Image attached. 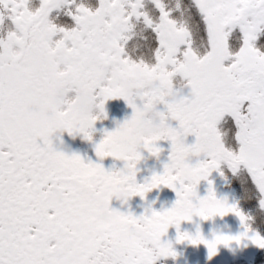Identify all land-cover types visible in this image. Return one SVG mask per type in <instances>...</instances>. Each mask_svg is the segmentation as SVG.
I'll use <instances>...</instances> for the list:
<instances>
[{"label":"snow or ice","instance_id":"1","mask_svg":"<svg viewBox=\"0 0 264 264\" xmlns=\"http://www.w3.org/2000/svg\"><path fill=\"white\" fill-rule=\"evenodd\" d=\"M113 99L130 115L96 139ZM160 141L162 170L138 182ZM213 170L235 194L217 195ZM161 185L168 207L112 206ZM228 214L235 234L181 230ZM170 226L209 260L264 249V0H0V264H156L178 255Z\"/></svg>","mask_w":264,"mask_h":264},{"label":"flooded vegetation","instance_id":"2","mask_svg":"<svg viewBox=\"0 0 264 264\" xmlns=\"http://www.w3.org/2000/svg\"><path fill=\"white\" fill-rule=\"evenodd\" d=\"M105 108L107 111V118L95 122V128L97 129V132L95 133L96 139L100 138V136L102 135V131L104 129L111 130L112 128L115 127L116 121H122L125 118V116L130 115L131 112V109L126 106L125 102L122 99H113L107 101ZM62 138L65 142L64 147L66 150L78 151L82 155L83 154H87L88 156L93 155V148L89 142L82 141L79 137L76 138L68 137L67 134H64ZM77 140H81V143L79 144V141ZM158 144L162 149L159 159L151 156L147 152H143L144 159L139 161L137 164L138 182L142 183L144 178L150 176L153 171L159 172L162 170V163L167 159L169 143L167 141H160L158 142ZM103 163L105 167H108L113 163V160L112 158H105ZM116 164L117 166H122V162L117 161ZM228 180H229V176H228ZM205 183L206 180H202L199 184L204 185ZM212 186L213 188L216 189L214 184ZM216 192H218L217 189ZM174 199H175V193L171 189L161 185L158 188L152 189L148 193H146L143 199H141L139 196H134L130 198L128 204L124 207H121L117 201L113 200L112 206L121 207V210H130L134 214L138 215L144 211V209L147 207L148 204H152V207L158 210L161 208V206L163 207L170 206L171 202Z\"/></svg>","mask_w":264,"mask_h":264},{"label":"trees","instance_id":"3","mask_svg":"<svg viewBox=\"0 0 264 264\" xmlns=\"http://www.w3.org/2000/svg\"><path fill=\"white\" fill-rule=\"evenodd\" d=\"M211 176H212V173L210 174L209 177ZM228 176H229V182L226 185H224L225 181H221L217 183L216 185L215 182L217 181V179L215 177L212 179L213 184L216 186L218 192H219V188L222 189L223 195H225L226 191L229 192L228 190H234L236 193V189L238 186V181L235 178H233L230 173H228ZM200 193L202 195H205L203 194V192H200ZM229 196L231 197L232 195H229ZM241 207L247 209L248 205L245 202L241 201ZM227 219L233 220L234 222L233 224L235 225V228L234 226L229 228L228 224L225 222V220ZM187 223H188V226H187L188 232H194L196 223H199L201 227V231L205 235V237L210 236L211 232L214 229H219L221 231L232 233V234H235L241 230L239 219L232 214H228L223 218L216 217L210 221H199L198 218H194L193 221L191 222L187 221ZM174 228L175 227L171 228L172 233L174 232ZM162 239H166V238L162 237ZM234 245L235 243L232 244L231 248L224 247L223 245L218 246L217 255L213 256L211 260L207 258V255H208L207 249L203 245V247L199 249V255L197 257L191 258V261L189 263L183 262L182 264H228V263L232 264L235 260L241 261L240 264H264V249L259 248L258 246H256L255 244L251 242H247L246 247L242 248V246H240L242 249L240 253H238ZM227 249L231 253L230 254L231 256L229 257L224 254L225 253L224 250H227ZM156 264H180V260H178L177 257L171 260L161 257V258H158V260L156 261Z\"/></svg>","mask_w":264,"mask_h":264},{"label":"rangeland","instance_id":"4","mask_svg":"<svg viewBox=\"0 0 264 264\" xmlns=\"http://www.w3.org/2000/svg\"><path fill=\"white\" fill-rule=\"evenodd\" d=\"M77 141H79V144L81 143V140H77ZM213 177H215L217 179V181L215 182L216 185H217V183H219L221 181H225V184L224 183L223 184L226 185L228 183V181H229V180L226 181L225 178L220 176V174L218 172H216L215 170L212 173V176L209 177V179H212ZM207 184H208L207 182L204 185L198 184L197 192H198L199 195H202L200 192H203V194H206L207 188H208ZM216 189L214 188L215 191H216ZM228 191L229 192H227V191L225 192L224 191L225 194H227V195L235 194L234 190H228ZM216 193H217L218 196L219 195H223L222 189H220V188H219V192H216ZM225 222L228 224L229 228H231L232 226H234V228H235V225L233 224L234 222H233L232 219H227V220H225ZM187 226H188L187 221L182 222L181 223V230L182 231H188L187 230ZM172 227H174V226H171V228ZM171 228L168 229V231H167V233L165 234L164 237L167 240H170V241L174 242L173 246H174V249L176 250V252L178 253L177 258H178V260H180V264H182L183 262L189 263L191 261V258L197 257L199 255V249L201 247H203V244L194 246V245H191V244H189L187 242L175 243L176 229L174 228V232L172 233L171 232ZM234 246H235V249L238 251V253H240L242 248L246 247L243 244H241V245H236L235 244ZM240 246H242V248ZM224 252H225L224 254L226 256H228V257L231 256L230 255L231 253H230V251L228 249L224 250ZM216 255H217V253H216ZM167 259L171 260L173 258L172 257H167ZM240 263H241V261L235 260L232 264H240ZM228 264H230V263H228Z\"/></svg>","mask_w":264,"mask_h":264},{"label":"clouds","instance_id":"5","mask_svg":"<svg viewBox=\"0 0 264 264\" xmlns=\"http://www.w3.org/2000/svg\"><path fill=\"white\" fill-rule=\"evenodd\" d=\"M112 195L121 207L126 206L132 198L127 190L114 191Z\"/></svg>","mask_w":264,"mask_h":264}]
</instances>
